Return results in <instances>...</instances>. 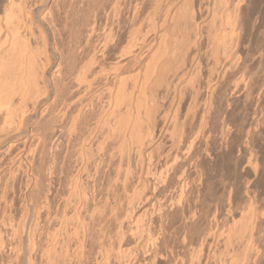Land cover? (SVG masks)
I'll use <instances>...</instances> for the list:
<instances>
[{
	"label": "bare ground",
	"instance_id": "obj_1",
	"mask_svg": "<svg viewBox=\"0 0 264 264\" xmlns=\"http://www.w3.org/2000/svg\"><path fill=\"white\" fill-rule=\"evenodd\" d=\"M191 1L0 0V172L22 170L36 198L27 239L17 224L18 239H0V264H264L262 192L250 190L264 141L260 120L242 125L259 105L235 111L256 97L258 62L240 61L246 14L242 0L222 14L200 0L198 22ZM216 92L230 101L217 119ZM226 151L253 176L242 188L214 180ZM238 191L248 211L233 226Z\"/></svg>",
	"mask_w": 264,
	"mask_h": 264
},
{
	"label": "rangeland",
	"instance_id": "obj_2",
	"mask_svg": "<svg viewBox=\"0 0 264 264\" xmlns=\"http://www.w3.org/2000/svg\"><path fill=\"white\" fill-rule=\"evenodd\" d=\"M200 1V0H192L191 2H192V5H193V9L195 8V6L197 7L198 6V2ZM215 1V0H214ZM227 1V2H226ZM225 1V3L224 4H222V6H226L225 8H226V10L225 9H223L221 6H219V3H218V1L216 0L215 2H213V0L212 1H206L205 2V0L204 1H200L201 3H199V4H203L202 2H204V4L203 5H206L205 7H206V9L207 10H209V12H211L212 10H213V7H214V10L216 11L217 9L220 11V14H222L221 12V10H220V8L223 10V12L225 11V12H227V9H231V8H227V5H226V3L228 4V2L230 1V3L229 4H231V3H237L238 2V0H235V1H237V2H234V0H226ZM232 1V2H231ZM241 1V0H240ZM246 1V2H245ZM209 4H208V3ZM216 2H217V5H216ZM206 3V4H205ZM212 3H214V5H210V4H212ZM240 3V2H239ZM245 4V6H243ZM248 4H250V5H248ZM216 5V6H215ZM240 5H242V8H243V13L242 14H246V17L243 15V17H245V22H244V25H243V27H242V32H240V35H241V40H240V46L242 47L241 48V51H240V61H242L245 65H247L248 64V66L249 67H252L253 69H254V67L256 66V64L255 63H257V66H256V69H254V72H255V76H254V78H257V79H255V83L257 84L256 86L257 87H255L253 90H255V91H253L254 93H255V95H256V97H255V95L253 94V92L251 93V97H255V99L256 98H258V99H262V101H261V99H260V101L257 103V100L258 99H254L253 100V98H251L250 99V97H249V100H251V102L248 100V99H241V100H239V102L237 101V103L238 104H236L235 105V107H236V109H235V111H236V113H238L239 112V114L240 115H243L246 111H248L249 110V108L251 109V107H253V108H256V106L257 105H259V106H257V110L259 111V110H261L260 112H261V114H260V112H258L257 110H256V113L258 114H254L255 115V118H257V117H259V118H257L258 120L257 121H252V114L251 113H249L248 115H250L251 116V119L249 120V123H248V120L247 119H249L250 118V116H247V113H245V115H246V117H244L243 118V121H242V125L244 124V123H246V124H244V126L245 125H248V124H251L252 122V126H256V129L258 128V125H260L259 127H260V129L258 128V130L261 132V134H260V132H259V134H260V136L258 135V137L260 138H257L256 140H257V142L259 141V140H261V141H264V88L262 87V86H264V81H263V79H264V0H242L241 1V3H240ZM229 6V5H228ZM201 7V9L203 10V12L202 11H200L201 13H203V14H201V15H199V10H201V9H199ZM204 6H202V5H200L199 7H198V9L199 10H197V8H195V10H194V13H196V17H198V15H199V17L198 18H200L201 16H202V18L201 19H197L198 20V22H201V20L204 18V13H205V11H204V9L205 8H203ZM230 7H232V4H231V6ZM249 7V8H248ZM212 9V10H210V9ZM245 8V9H244ZM246 12V13H245ZM253 14V15H252ZM248 15V16H247ZM210 17V16H209ZM250 17V18H249ZM248 18V19H247ZM205 19V18H204ZM209 19V18H208ZM208 19L206 20V21H208ZM256 19V20H255ZM210 20L211 19H209V21L208 22H210ZM254 20V21H253ZM206 24H205V27H206V25H208V24H210V23H207V22H205ZM247 24V25H246ZM252 24V25H251ZM254 24V25H253ZM209 26V25H208ZM207 26V27H208ZM250 26V27H249ZM204 27V28H205ZM263 27V28H262ZM203 28V30H204V32H206L207 30V28H205L204 29ZM209 28V27H208ZM246 28V29H245ZM249 29V30H248ZM250 29H252V30H250ZM259 29V30H258ZM36 33H37V31H35ZM34 32V36H32V38H31V40L33 39V37L34 38H36L37 39V37H35V35H36V33ZM204 32H203V34H204ZM243 32H245V33H243ZM207 33V32H206ZM250 33V34H249ZM258 34V35H257ZM205 35V37H202L203 39L201 40L202 41V45L201 46H203L204 44H206L207 42H205V43H203V41H205V39H208V36H206L207 34H204ZM38 36V35H37ZM253 36V37H252ZM39 37V36H38ZM251 39V40H250ZM35 40V39H34ZM39 39H37V41H38ZM243 40V41H242ZM36 41V40H35ZM35 41H31V43L32 44H34V45H36L37 43H35ZM208 41V40H207ZM39 42V41H38ZM243 42V43H242ZM254 42V43H253ZM243 44V45H242ZM207 45V44H206ZM207 46H209V45H207ZM207 46H203L204 48L202 49V47H201V50H202V52H201V54H200V59H203V58H206V56H207V54L209 55V47H208V51L206 50V52H205V47H206V49H207ZM261 47V48H260ZM245 52V53H244ZM203 53H204V55L206 54V56L204 57L203 56ZM260 53V57H259V54ZM241 55H242V57H243V59H242V57H241ZM203 57V58H202ZM208 57V56H207ZM209 58V57H208ZM207 58V59H208ZM211 59H213L212 58V56L210 57ZM208 59L207 60V62L209 61V60H211V59ZM248 58V59H247ZM245 60V61H244ZM262 62H261V61ZM213 60H211V61H209L208 63L206 62V59L204 60H201V70L202 71H204V66H205V63H207L206 65H207V67L205 68V70L208 68V69H210V64H211V62H212ZM202 62L204 63V64H202ZM247 62V63H246ZM249 62V63H248ZM251 65V66H250ZM263 65V66H262ZM261 66H262V68H261ZM259 67V68H258ZM258 68V69H257ZM257 70H258V74H257ZM202 71H200V74H201V76H202V74H204ZM208 71L209 70H207V72L204 74L205 76H206V74H208ZM263 73H262V72ZM205 72V71H204ZM261 74V75H260ZM203 75V76H204ZM202 76V77H203ZM229 77H228V79L229 80H233V78H235V76L232 78V74H229L228 75ZM230 76H231V79H230ZM258 76V77H257ZM259 77H260V79H259ZM261 77H262V79H261ZM227 79V80H228ZM228 80V81H229ZM263 82H262V81ZM227 81V82H228ZM258 81H259V84H258ZM260 81H261V83H260ZM225 82H226V80L224 81V82H222V85H220L221 86V89H219L220 88V86H219V91L221 90V92H223L224 94H225V96L227 97V96H229L228 98L230 99L231 97H234V96H236L237 95V92L235 91L234 93H231V91H230V94L232 95H230L229 94V92L227 91V90H230V89H228V83L227 84H225ZM224 83V84H223ZM261 84V85H260ZM223 85H225L224 87H223ZM227 85V86H226ZM261 87H260V86ZM227 88V90H225L226 88ZM230 88V87H229ZM263 88V89H262ZM224 91H223V90ZM218 91V90H217ZM256 91H257V93H256ZM258 91H259V93H258ZM263 91V92H262ZM217 94H215L216 96H217V98L215 97V101L214 102H216V103H218L216 106H218V107H216L215 108V110H214V116L216 117V115H217V111H219V108L221 109L218 113L220 114V112L224 109V108H226V107H223V106H226V102H227V104L230 102L229 101V99L227 100V99H225L224 100V98H226V97H224V96H222V95H224L223 93H219V92H216ZM218 93L219 94H221V95H218ZM226 93H227V95H226ZM229 94V95H228ZM236 94V95H235ZM234 95V96H233ZM263 97V98H262ZM222 100H224L223 102H222ZM242 100H244V101H242ZM226 101V102H225ZM229 101V102H228ZM242 101V103H240ZM253 101V102H252ZM256 101V103H255V105L253 104L254 102ZM249 103H252V104H249ZM241 104V105H240ZM247 104V105H246ZM214 105V106H215ZM251 105V106H250ZM242 106V107H241ZM240 107V108H239ZM241 108H243V111H242V109ZM259 108V109H258ZM241 109V110H240ZM246 109V110H245ZM235 111H234V113L233 114H235V115H231V120L229 119V122H231V124H230V126L232 125H235L236 123H234L235 122V119H236V117H237V114L235 113ZM216 112V113H215ZM216 114V115H215ZM238 114V115H239ZM261 116H260V115ZM218 116V115H217ZM234 118H233V117ZM244 116V115H243ZM261 118H262V120H261ZM216 119H217V117H216ZM233 120V121H232ZM244 120H245V122H244ZM260 120V121H259ZM258 121H259V124H258ZM262 121V122H261ZM244 122V123H243ZM260 122H261V124H260ZM255 123H257V124H255ZM263 123V124H262ZM262 127V128H261ZM237 139V137H236V135H234L233 136V140H236ZM217 145H215V146H213V148H214V150L216 151V149H217V147H216ZM216 147V148H215ZM253 150H254V155L256 156V155H258V159H259V171H258V173H257V175H256V181L253 183V184H251V186H250V190H254V191H252L253 193H255V194H257L258 192H262V195L260 196V198L259 199H264V142H263V144H262V146H261V148H258L257 146L255 147V148H253ZM3 153V155H4V151L2 152ZM13 154V153H12ZM222 154H224V151H223V153ZM225 154L226 155H224V156H222V157H220V158H222V160L220 159V160H218V161H220V163H221V165H220V163H217V165L214 167V171H213V173H215L214 174V176L216 175V178L214 177V180H216V181H218V182H220L219 180H221L222 182V185H223V187L225 186L224 184H226L227 182H228V184H229V181H233V180H229L230 178H233V179H235V178H237V180L235 179V181H237L238 182V186L239 187H243V185H246V182L247 181H249L250 180V178H253V176L252 175H250L249 173H244V172H242L241 170H238V168L239 167H235V165H234V161L232 160L233 158H232V154H229V153H227V151L225 152ZM229 154V155H228ZM263 154V155H262ZM3 155H1V157H0V164H2V163H4V162H6V161H8V160H6V158H8L10 155H8V154H6V156L4 155V157H2ZM8 156V157H7ZM5 158V159H4ZM228 158V159H227ZM4 161V162H3ZM225 161V162H224ZM261 161H263V162H261ZM227 165V166H226ZM231 165V166H230ZM226 167V168H225ZM216 169V170H215ZM240 169V168H239ZM19 171H22V170H18V171H14L12 174H14L15 175V177H14V175L12 176L11 174H9L8 173V176H7V173L5 174L4 172H0V182H1V179H4V177H6L4 180H5V182L3 183L4 184V186L3 187H1V183H0V209L2 210V211H0V234H1V238L0 239H18V235L16 234V233H14V236H13V228H15L14 226H16L15 224H17V227H18V225H20L19 227L21 228H15V229H17V231L20 233V230L22 231V233H21V235H22V237L24 236V238H22V239H27V232L26 231H28V225H29V223H30V220H32V217H33V207H34V204H35V202H34V199H36V198H34L35 197V195L33 194L34 193V191H33V193L29 196V194L32 192H25V190H24V183H25V177H24V174H23V176H22V174L19 172ZM218 171V172H217ZM239 171V172H238ZM220 172V173H219ZM234 172V173H233ZM16 173V174H15ZM227 173H229V174H227ZM3 174H4V176H3ZM20 174H21V176H20ZM244 174H246V176L244 175ZM237 175V176H236ZM12 176V177H11ZM18 176V177H17ZM20 176V177H19ZM222 178H221V177ZM1 177H3V178H1ZM14 177V178H13ZM24 177V178H23ZM221 179H220V178ZM239 177H241V178H239ZM249 177V178H248ZM8 178V179H7ZM11 178H13L12 180H11ZM16 178H17V180H16ZM217 178H219V180L217 179ZM7 179V180H6ZM22 179H24V180H22ZM9 180V181H8ZM213 180V183H214V186L216 185L217 186V184L219 185V189H218V187H214V189H216V192H215V195L217 194V196L218 195H220V193H221V189L223 188V187H221V185H220V183H218L217 182V184H215L216 183V181H214ZM226 182H224V181ZM227 180H229V181H227ZM2 182H3V180H2ZM23 182V183H22ZM6 183V184H5ZM224 183V184H223ZM245 183V184H244ZM2 184V185H3ZM228 184L226 185V186H228ZM243 184V185H242ZM12 185V186H11ZM240 185H242V186H240ZM11 186V187H10ZM221 187V188H220ZM2 188H5L4 190H2ZM219 191H218V190ZM237 189V188H236ZM23 191V192H22ZM215 191V190H214ZM227 191V190H226ZM13 192V193H12ZM217 192H219V193H217ZM223 192V191H222ZM241 193L242 192H239L238 191V193L236 194V198H235V204L236 205H234V206H236L239 210H240V212H239V210L237 209L236 210V214H235V216H234V218H233V220H232V222H233V226L235 225L234 223L236 222H234V219H236L237 220V222L239 223V222H241V221H238L239 219H241V217H242V215L244 216L245 214H243L242 212H246L247 213V211H248V206L245 204V202L247 203V201H245L246 200V197H243V195H241ZM17 194V195H16ZM26 194V195H25ZM26 197H25V196ZM34 197H33V196ZM221 195H222V193H221ZM220 195V196H221ZM239 195H240V197H239ZM6 196V197H5ZM242 196V197H241ZM30 197V198H29ZM222 197V196H221ZM231 197H232V195H231ZM29 198V199H28ZM226 197L224 196V199H225ZM245 198V199H244ZM26 199V200H25ZM263 199L262 200H260V205L258 204L259 203V200L258 201H256L257 203L254 205V206H256V205H259L258 207L256 206V209H260V208H263L264 209V203H262V202H264L263 201ZM9 201V202H8ZM26 201V202H25ZM28 201H30V202H28ZM32 201V202H31ZM236 201L238 202V203H236ZM245 201V202H244ZM262 201V202H261ZM13 202V203H12ZM25 202V203H24ZM5 203V204H4ZM9 203H11L10 205H9ZM34 203V204H33ZM244 204V205H243ZM263 204V205H262ZM8 205V206H7ZM27 205V206H26ZM31 205V206H30ZM237 205H239V207L237 206ZM263 207H262V206ZM10 206V207H9ZM247 206V208H245ZM25 207L26 208H28V210H26L25 209ZM241 207V208H240ZM9 208V209H8ZM11 208V209H10ZM24 208V209H23ZM243 208V209H242ZM31 209V210H30ZM236 209V208H235ZM26 210V212H24V211ZM247 210V211H246ZM7 211V212H6ZM22 211H23V213H22ZM2 212H3V214H2ZM14 212V213H13ZM238 212V213H237ZM5 213V214H4ZM20 213V214H19ZM239 213L240 214H242V215H239ZM8 215V217H7V215ZM3 215L5 216V217H3ZM30 215V216H29ZM237 216V217H236ZM2 217V218H1ZM18 219H17V218ZM29 217V218H28ZM8 218V219H7ZM22 218V219H21ZM238 218V219H237ZM11 219V220H10ZM221 219H223V218H220L219 219V221L221 220ZM8 220H9V222H8ZM259 220V219H258ZM262 220H264L263 218H262ZM224 221V220H223ZM222 220L220 221V228L222 229L221 231H224V233L226 232L227 233V231L229 230V229H232V228H230L231 227V224H232V222H225L224 221V223H226L225 225L229 228H227L225 225H224V223H222L223 222ZM264 222V221H263ZM262 222V223H263ZM5 223V224H4ZM8 223H11V224H8ZM19 223H21V224H19ZM237 223V224H238ZM4 224V225H3ZM14 224V225H13ZM222 224V225H221ZM13 225V226H12ZM262 226V231H263V225H264V223L263 224H261ZM10 228H9V227ZM12 226V227H11ZM224 226H225V229H224ZM232 226V227H233ZM23 227V228H22ZM8 229V230H7ZM19 229V230H18ZM228 229V230H227ZM12 230V231H11ZM4 231V232H3ZM11 232V233H10ZM25 232V233H24ZM7 233V234H6ZM225 233V234H226ZM3 234V235H2ZM15 234H16V236H15ZM262 236H263V233H262ZM12 237V238H11ZM14 237V238H13ZM264 237V236H263ZM263 237H261V242H263V244H264V238ZM263 238V239H262ZM237 242L238 241H235L234 242V244L235 245H233V246H236L235 248L237 249ZM195 243V242H194ZM222 243H223V241H222ZM193 244V243H192ZM219 244V245H218ZM217 245H216V247H219L218 249L221 251V250H224V251H227V250H225L226 248H227V246H224L223 244H220V243H218ZM197 245V244H196ZM196 245L195 244H193V246L192 245H190L189 247H188V252L189 251H191V252H189V254L191 253L193 256H195V253H196V251L197 250H199L200 249V246H197L196 247ZM199 245V244H198ZM223 245V246H222ZM261 246H263V245H261ZM196 247V248H195ZM224 247H226L225 249H224ZM194 248V249H193ZM232 248V247H231ZM197 249V250H196ZM218 249H217V253L218 254H220V256H221V254L224 256V255H226V254H224L225 252L223 251V253H219L218 252ZM228 253H230V251H231V249H230V247H228ZM262 249H264V246L262 247ZM194 251V252H193ZM226 252V253H227ZM231 252H233V251H231ZM194 253V254H193ZM199 253V252H198ZM198 253H196V254H198ZM228 256V255H227Z\"/></svg>",
	"mask_w": 264,
	"mask_h": 264
}]
</instances>
